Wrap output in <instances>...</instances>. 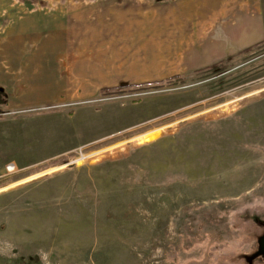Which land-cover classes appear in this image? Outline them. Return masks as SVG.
<instances>
[{"label":"rangeland","instance_id":"obj_1","mask_svg":"<svg viewBox=\"0 0 264 264\" xmlns=\"http://www.w3.org/2000/svg\"><path fill=\"white\" fill-rule=\"evenodd\" d=\"M30 23L0 264H264V0H0V58Z\"/></svg>","mask_w":264,"mask_h":264},{"label":"crops","instance_id":"obj_2","mask_svg":"<svg viewBox=\"0 0 264 264\" xmlns=\"http://www.w3.org/2000/svg\"><path fill=\"white\" fill-rule=\"evenodd\" d=\"M9 28L4 26L1 31L3 32V36L7 37ZM12 28H10V31ZM33 25L30 23L29 25L25 26H17L13 29V46H5L3 50V57L0 58V86L4 88V92H0V104L5 105L4 102L5 98H2L3 93L8 95L9 105H27L33 103H43L49 100V90L48 88L42 89L44 87L39 85V80L47 79L48 77L45 75L46 73L38 70L36 63L38 62L37 59V52L35 50H31L29 55H24V50L22 49L21 44L23 42V38L27 32H32ZM5 31V32H4ZM4 37V38H6ZM25 40V39H24ZM1 50V49H0ZM25 67V79L27 80V88L30 89L31 94L28 98H21L20 90L23 85H25L22 81L23 77L21 76L23 72L19 73L18 69L21 70L22 67ZM15 69L16 73H13ZM18 71V72H17ZM14 76V77H13ZM37 96V97H36ZM38 99V100H37Z\"/></svg>","mask_w":264,"mask_h":264},{"label":"trees","instance_id":"obj_3","mask_svg":"<svg viewBox=\"0 0 264 264\" xmlns=\"http://www.w3.org/2000/svg\"><path fill=\"white\" fill-rule=\"evenodd\" d=\"M122 87H124V86H120V88H122ZM4 91H5L4 88L2 86H0V92H4ZM4 102L7 103V100H5Z\"/></svg>","mask_w":264,"mask_h":264}]
</instances>
